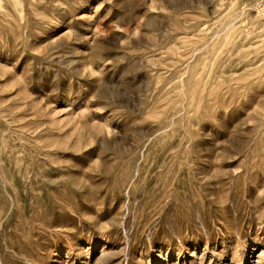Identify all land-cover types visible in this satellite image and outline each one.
I'll return each mask as SVG.
<instances>
[{
	"label": "rangeland",
	"instance_id": "rangeland-1",
	"mask_svg": "<svg viewBox=\"0 0 264 264\" xmlns=\"http://www.w3.org/2000/svg\"><path fill=\"white\" fill-rule=\"evenodd\" d=\"M0 264H264V0H0Z\"/></svg>",
	"mask_w": 264,
	"mask_h": 264
},
{
	"label": "bare ground",
	"instance_id": "bare-ground-1",
	"mask_svg": "<svg viewBox=\"0 0 264 264\" xmlns=\"http://www.w3.org/2000/svg\"><path fill=\"white\" fill-rule=\"evenodd\" d=\"M26 177H27V176H26V173H23V174H22V179L24 178V180H26ZM27 182H28V181H27ZM21 186H22V182L19 183V184H13V185H12V188L16 189V188H19V187H21ZM12 196H13L14 198H15V197L17 198V197H18V194H17V193H15V194L12 193ZM3 231H4V230H2L1 233H2Z\"/></svg>",
	"mask_w": 264,
	"mask_h": 264
}]
</instances>
